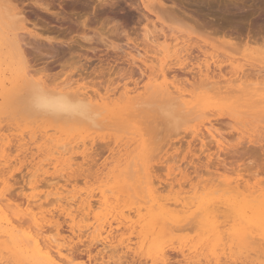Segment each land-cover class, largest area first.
<instances>
[{
	"label": "rangeland",
	"instance_id": "rangeland-1",
	"mask_svg": "<svg viewBox=\"0 0 264 264\" xmlns=\"http://www.w3.org/2000/svg\"><path fill=\"white\" fill-rule=\"evenodd\" d=\"M90 1L91 2L94 1L92 3L93 6L99 4L98 0H90ZM114 1L115 0H113V2ZM126 1L127 3L128 2L133 3L135 1L133 4L137 2L135 5L137 6L140 5L139 8H141V4L148 6V8H150V10L152 11L151 14L150 13L147 14L145 11H142V13L145 12L146 15H148V20L140 16L141 14L137 13V11L134 10L135 7L132 9L127 7L128 4L126 5L125 3ZM57 2L58 0L53 1V4L54 5L56 4V6H54L55 8L53 7V9H51L50 13L52 15L55 12L61 13L62 11L57 6L58 5ZM117 2H118L116 3L117 6L115 5L116 8L109 7L108 5L104 6L102 8L104 12H102L103 10H100L101 8L98 9L97 6L96 9L95 8L92 9L93 11L91 9H88L91 11H88L89 14L87 17L88 18L87 28L77 29L76 27H74V25L72 24L70 25L68 22H58V20L55 19V16L53 17L52 15H48L47 13L40 10L41 13L43 12L41 15L39 9L33 6L31 0L30 1L12 0V4L15 5L19 11L22 10L24 14L27 13L24 15L26 16V19L28 18L25 23L26 30L37 34V36L42 41L44 37H46L47 35L52 36L53 34V37H57L58 29L59 31L62 30L67 32L69 29L72 30L73 28H75L74 31L72 30V32L71 30L68 31L71 33L67 32L68 34L64 35V37L63 35H59V37L57 38V43H59L60 41H67L71 38L73 40H77L80 37L81 38L85 37V39L89 40V43L87 41L81 40V38L77 40V42H80L79 44H81L85 49L86 47L88 49L89 46L90 48L95 47L94 54L91 53L90 51H86L88 52L86 54L84 49L82 50L78 49L80 51H76V53L72 55L74 56L73 59H75V61L73 59L72 60L74 62H77V64H74V67L66 66L65 69H62L60 67L62 61L63 62L66 61L65 65L67 64L71 65L72 61L70 59L71 57L69 54L68 55L66 54L65 57L63 58L64 60L66 59L65 61L60 60L61 61L60 62L58 60L60 56L55 57L57 59L49 56V54L47 53L50 52L48 50L49 45H46L44 41L42 43L44 44L43 47L39 46V48L42 50L41 51L38 50V52L35 51V49L37 50V46L35 45L34 46L31 45L30 47L23 46L25 50L24 52H26L27 55L26 60L28 63L27 65L29 66L28 72H30L29 75L31 76V78L33 80L39 79V81L40 79L44 80L43 81L44 85L46 83L45 86L47 88L50 87L55 88V86L62 87L65 85L70 86L73 89L78 88L83 90V92L88 93V95L90 96V100L91 98L94 100V101L91 100V102H93L94 104L96 103L97 105H100L101 100H106V99H108L106 101L109 104H107L106 110L103 111V113L101 111L102 114L96 117L97 119L94 124L89 123L90 125L89 127L88 124H83V123L81 124V122H77V124L74 122L68 123L65 120L62 119L57 120L49 116L47 117L45 115H41L42 117L40 115H31L28 113L26 115L25 114L26 112L22 110L23 108L22 109L20 108V106L22 105L18 100L16 101H18L19 104L16 101H14L11 104L12 106L10 105L6 106L8 105L7 102H4L3 99L0 98V105L3 104L0 107V112L2 111V113H0V137L2 136L1 140L2 138L4 140L5 138H7L6 141L3 140L6 143L0 140L2 142V144L0 143V160H2L1 156L3 155L6 156L5 158L7 161V163L0 165L1 167L0 183H2L0 184V264H23V262L21 261L22 260L21 252L28 251L30 252L29 254H31L32 251H37V250H39L42 254L48 256V258L52 260L54 264H104V262L105 264H114V263L126 264L129 259L130 260L128 261L127 264H132V263L141 264L144 262V259L146 257L145 256L147 253L146 249L144 250L137 249L138 250L136 251L138 252L136 253L137 256L134 254L128 255L124 253L123 254L112 253L113 252L111 251L112 249H109L107 250L108 252L106 251V254L108 253L107 254L108 257L109 255L110 256L112 255L111 256L112 260L110 259L111 257L109 258L110 259L109 260L105 253L104 256L100 255L101 245L98 241V238H95L94 234L89 232L92 231L95 227H97L99 222L100 224L102 223L101 222L102 220L97 222L102 217L108 220L109 218H111L112 220L110 219L109 221L110 222L112 221V223L115 225L116 224L115 219L119 216H114V215L117 214L119 215L120 212L119 209L124 213V215L125 212H127V215L125 216H128L129 218L131 216L133 217L135 214L136 216H134V218L132 217L130 218L133 223H138L141 217L143 219L144 217L147 218L148 212L146 211L148 210V208L145 206L148 205L146 203L153 195L155 199L160 196L159 200L161 199V196L164 197V200L162 201L160 200L161 203L163 202L173 203L174 198L177 197L175 202L177 201L178 203H182L185 206L190 205L188 206L190 208L192 207L190 202L191 201L195 202V198L197 199L199 195H200V199L199 198L197 199V201L199 200V203L204 201V199H206L204 195L209 196L207 198H212L214 199V201L215 200L217 201V199H218L217 202L221 201L220 203L222 204L217 203V206L218 205L221 206L223 210H221L222 208L219 207L221 213L218 211L217 216H219L218 218H220V215L222 214L225 215L224 216L225 218L224 217L220 218L221 220L220 222L222 223L227 222L228 227L226 224H225L226 226L224 225L225 227L223 226V224L220 223L219 224L223 226V227L221 226L223 233L225 231L224 228L227 227L229 230L226 228L227 235L225 236L223 235L227 239L224 240L225 239L224 238L222 239L223 241L220 242V244L223 243L222 245L226 246V247L224 246V248L226 249L224 250L225 253L224 255L226 256L221 257L220 255L221 253L217 252L221 248L217 249L216 253H220L219 257L222 261L220 260V263L218 262L216 264H222L224 262L225 264H233V263L235 264V262L236 264L237 263L241 264L243 263L242 261L244 260L243 259L244 256L242 257L240 255V252H242V250L231 239L232 238L231 228L234 227L233 226L234 224H232L233 222H231L230 225L228 223V220L233 221L231 220L234 219L232 215H235L233 209L231 211L229 207H226V204L228 205V203L233 202L231 200L232 193L230 194L228 192L224 193L225 192L224 190L228 187V184L231 183L232 179L234 180L232 181V183L235 182L236 179V181L240 182L242 185H247L249 187L255 186L256 189L260 188V190L264 189V171L261 172V170H264V167L260 166V165H264V149H263L264 148V140H263L264 139V102L263 101L261 102V100L258 101L260 99L258 97L254 99L240 98L236 93L232 91H229L230 93L228 92V94L225 93V94L208 96L206 94L205 88L201 86L200 81L196 79L192 80L193 76L190 75L195 76L196 75L195 72L198 71V68H202L204 64H209V67L211 66L210 70L212 69L216 70V66L219 65V67L221 68V73L218 76L220 78H215V80L227 81L230 84L233 85L239 84L247 88L258 87V85L262 82L261 79L263 78L261 75H263L264 73V0H133V1L117 0ZM66 3H68V0H66ZM172 6H174V8ZM177 7L180 8L178 9ZM175 8H177L179 11H176L177 9ZM30 9L32 11H28ZM118 9L119 11H117ZM77 11L79 12L80 10ZM91 12H93L94 15ZM99 12L102 13L100 14ZM90 14H92L93 16ZM190 18L193 19L191 20ZM38 19H40L41 23L38 22L39 21ZM83 19L84 18H82L81 20ZM107 19L109 21H107ZM194 21L196 23H193ZM39 23L40 25H38ZM33 24H35L36 27H33ZM117 24L119 25L116 26ZM49 26L50 28H52L51 30ZM112 26L118 29H115L114 31V28ZM121 28L122 31L125 33L120 31ZM46 29L47 31L49 29V31L47 32ZM39 30H41V32ZM113 31L118 32L119 34L118 33L113 34ZM12 33L23 34L24 32L22 31L20 32L17 27H15L13 30L10 31L9 29L4 28V26L0 24L1 39L3 36L6 37L5 35L8 36V34H12ZM24 34L26 35V33ZM116 34L118 36H116ZM25 35L24 38L27 36ZM28 37L30 38V36H27L26 40L29 39ZM64 38L66 39L64 40ZM31 39L34 40V38L32 37L30 38V40ZM38 39L36 38L38 42H42L41 40ZM100 39H103L108 44H113L114 46L117 47L120 46L119 48H121L122 50L115 51L112 49L113 50L112 51L111 48L106 49L103 46V44L101 43L98 44L99 43L98 41ZM33 40L31 41L34 42ZM1 41H3V39ZM38 42L35 41L34 43H38ZM1 43L2 42H0V63H1L0 83L3 80L8 82V80H10L9 78H11V80L13 78H16L18 75H20V72L17 69L19 67H23L22 64L16 65V63H14L11 65V62L8 60V57H6V53L3 52L4 55L2 54L3 50L7 51V49H5L6 45L1 47L4 44V42L3 44ZM57 46L59 45H56L55 48H57ZM30 51L31 52L35 51L34 53L36 55H34L33 52L30 53ZM42 53L44 55H41ZM76 55L77 58H79L78 61H76L77 59L75 58ZM35 59L37 61H35ZM54 60L55 61L58 60V62L60 63H57ZM132 60H135V64H132L131 62ZM15 62L17 61L15 60ZM51 62H53V64ZM49 63L54 66L51 67ZM137 65L143 67L140 66L137 67ZM44 66H48V69L49 68H53V69H50V71L44 73L43 71H41V68H43ZM151 66L155 67L156 69L154 68L155 70L154 69L149 70L148 68ZM71 68H78V70H71ZM139 68L140 70L143 69L141 70L142 74L140 73L141 71H139ZM145 68L147 70H145ZM163 68H165L167 71L165 72L164 71L165 69L163 70ZM240 68H242L244 71ZM234 69L238 71L240 70V72L242 73H238L240 75L238 74L234 75L235 73ZM151 71H153L154 74ZM155 71L158 72L155 73ZM135 72L137 73L135 74ZM215 72L218 73L217 70ZM149 73H152L153 75ZM185 73H189L190 75L187 74L184 75ZM4 76L8 79L4 78ZM239 76L241 77V80L237 81L236 79ZM215 80L213 79V81ZM180 83L182 84L180 85ZM184 83L185 85L187 84L188 86L187 88L185 87ZM170 84L172 85L170 86ZM168 85L171 87L170 90L168 89L169 88ZM147 87L149 88L148 90ZM174 87L180 88V90L184 91L185 93L187 92L188 94L190 93L191 94L190 96L193 99L194 98L195 99L194 100L191 99L190 96H188L190 97L189 99L184 98L186 97L185 96L186 94L184 92H182L185 94L184 97L178 99L177 98L178 95L176 97L177 94L176 91L174 92L175 90ZM134 90H136V92L134 94H131V96L132 95L138 96L137 101L138 103L140 102L138 107H134V105L127 102L125 96L123 95L124 92L127 91L133 92ZM165 90H167V93ZM172 93H176V94L173 95ZM157 97L159 101H155ZM149 98L150 99L153 98V102L155 101L156 103H153L152 100H150ZM163 98L165 100L164 101L165 103L166 101L168 102L170 101V99L173 100L174 98L173 103L175 100L178 99L179 101L181 100L180 103L184 105V111H181L182 110L181 108L183 107L181 106L180 103L178 104V101L175 102V105L177 107L176 113L177 111L179 113L182 112L180 114L178 113L175 115V117L179 115L177 116L178 117L177 121H175L177 117L176 118L172 117V115L174 114V113L172 114V110H174L175 107L174 104L171 103V101L170 103L168 102L170 104L169 106H165L164 103H163L164 105L160 104V106L163 107L165 106L166 108L167 107L169 108L168 114H171V117L175 119L174 120L175 122H177L175 125L170 115H168L169 117L166 118L165 114L163 113L164 114L163 117V114L158 109V107L160 108V106L158 105L160 101L163 100ZM147 100L148 103L146 102ZM151 102L153 104H151ZM147 104L150 106H148ZM171 104L173 105V108ZM19 109L21 110V112ZM203 122L205 123V125L203 124ZM208 122L213 123L214 129L217 130V131H213L212 129V132L213 133L215 132L214 134L216 135L215 137L217 138V135H219L218 139H220L221 137L224 138V139L221 138L224 142L223 141L220 142L221 147L220 148L218 147L219 149L217 148V146H215L214 143L215 141H213L212 138L206 133V128L204 126H206L207 125L206 123ZM171 123L173 125H171ZM242 123L247 126L243 125ZM243 126L245 131H243L244 130L243 128H242L243 130H241V127ZM246 127L249 128L252 127L250 129V131L252 130V134L249 133L248 131L249 128L247 130ZM192 129L194 130L195 133L192 131ZM203 133L207 134L208 137L207 135L204 137L205 134ZM244 133L247 135L243 136L245 135ZM255 135L258 138L257 140L256 139L253 140V138L256 137ZM200 136H202V139L204 137L205 140L197 138ZM246 139L248 140L246 141ZM19 144H21V146ZM63 144L64 146L65 145L67 146L66 148L69 149L71 148V149L69 150L70 151L69 155L67 154L64 157L65 162L64 160H62L60 163L57 164L55 162V159H53L54 155H52V153L55 151L54 148L55 145L59 147L60 145L62 146ZM144 144H148L147 148L149 149H146L144 151L143 150ZM73 150H75L76 152L75 151L73 152ZM141 152H143V154ZM26 154L28 155V158ZM245 154L246 156H244ZM17 156H22V157H17ZM146 156H148V159H146ZM75 157L76 158L78 157L77 161ZM16 160L17 162L15 165ZM30 160H32V162ZM142 160H147V161H145L146 162L145 163L144 161L141 162ZM11 161L14 162L11 163ZM113 161H118L121 163L119 164L118 162H115L119 164L116 166V164ZM130 161L132 163H130ZM71 162L73 164L75 163L76 166H73ZM136 163L138 165H136ZM38 164L41 165L38 166ZM53 164L56 165V168H54ZM129 164L131 168V173L128 172L127 169L129 167ZM150 165L152 167H150ZM258 165H259L258 167L259 169L257 168ZM4 166L7 168H5ZM144 166L147 168L149 166L152 169V170L150 169L152 171V172L150 171L149 174L150 179L149 178L148 180L144 179V181L146 180L145 182L142 181L143 178L141 177V175H143L142 173ZM37 167L38 168L41 167L40 168L41 170H38L39 172L36 171L38 169ZM63 168L66 169L64 170ZM67 168H71V169L68 170ZM114 168L117 169L115 170ZM139 169H141L140 170L141 173L140 171L137 172V170ZM256 169L258 170L257 171L258 174L254 172L256 171ZM47 172L49 173L47 174ZM59 172L61 173L60 176L62 178H64L65 175L66 177L65 180L66 179H69L70 181L73 180L71 183L70 181L66 182L69 185L67 186L64 182L65 180L60 178L61 179L60 182L63 180L64 183L59 182L58 187L60 188L63 187L64 190L67 187L66 188L67 191L66 190H65L66 192L64 191L63 196L68 197L67 200L62 201L63 203L60 202L62 204V207L60 206V203L54 204V202H50L49 200V199L53 200L55 198L54 191H52L50 185H54V183L59 180L58 178L60 177ZM110 172L114 177H117V179L119 177L120 183L119 180L117 181L114 180L115 178L113 179L112 178L113 176L108 174ZM133 172L134 173L136 172L135 173L136 177L133 174ZM127 173L130 174L128 175ZM138 173H140L141 175ZM253 173H256V176ZM37 174L38 176L39 175L41 176L38 177ZM42 174L45 175V177L48 178V180L45 179V177L42 176ZM131 174L133 175L131 179L132 178L133 179L128 180L127 176H130ZM137 174L140 175L139 179L142 178L141 179L142 182L141 181L139 182L138 179L135 186L137 187L138 183H143L141 185L142 186L144 185V187L147 189L149 188V190L151 189L150 190L151 193L147 191V189L143 190L145 191V193H143L142 190L139 191L141 193L137 192L138 189L134 191L136 187L134 186L133 189V183L136 182L135 178L138 177ZM21 175L23 178L21 177ZM25 175L29 177L27 178L25 177ZM33 175L35 176V178ZM9 176L10 177L13 176L11 177L12 179H10L11 182L8 179L10 178ZM108 176L115 181V182L114 181L111 182L112 185L116 184V186L112 187L111 183H108V181L109 182L112 181L111 179H109ZM50 177L53 178V180ZM151 178L153 181L151 180ZM105 179H109V180H105ZM42 180H44V182ZM150 180L151 182H153V188L149 187V185H151V182H149ZM8 182L10 183L8 184ZM25 183L26 185H24ZM40 184L42 186H40ZM98 185L100 186L98 187ZM107 185L109 187H107ZM197 185L198 186L200 185L201 189H202L201 185H203V187H206L208 185L209 187H206L203 190L200 189L199 191L200 192L202 191V193H200L197 190L200 187H198ZM25 186L27 189H25ZM36 186L39 188L32 190L34 188H37ZM43 186L45 187L44 189L42 188ZM118 186H120V188ZM191 186H193L194 188L192 187L191 189ZM93 188L95 192L93 191L92 194L88 193V192H92ZM115 188L118 191H116ZM129 188H131L132 191L128 190ZM28 189L29 191H27ZM72 189L73 191H71ZM105 189L109 191L112 190L113 192L112 191L109 192L110 194L106 193ZM193 189L195 191H193ZM78 190L80 191L81 195L78 192ZM96 190H97V194L99 192L98 194L99 196H101L100 195L101 193L104 196L105 193V196L108 198V200L110 198L117 200L116 202L118 203V205L115 204L116 202H114L113 199H110V201L113 200L114 202L111 203L105 197L106 201L110 202V203L107 202L108 204L105 207L104 203L102 205H99L98 203L99 198L97 199L91 198V202H92L91 209L90 211H85L83 208L84 206L82 207L79 203L81 198L84 199L87 193L89 196L97 195ZM114 190L118 193L121 191L122 192L120 194L117 193V195L116 194L113 195V193H116L114 192ZM152 190L158 191L154 193H160V195L159 194L155 195L154 193H152L153 192ZM178 190L180 191L179 194L175 192ZM129 191L132 193L134 197H136L137 199L136 203L134 202L135 199L130 197L131 193L129 194L128 193ZM197 191L200 193L199 195L197 194ZM174 192L175 194L177 193L178 195L176 194V196H174ZM37 193L39 194V196L37 197L40 198V200L38 201H37L38 198L36 197ZM125 193H128V195ZM136 193H138V196ZM146 193H148L147 201L146 198L145 199L142 198L146 196ZM42 194L44 199L43 198L41 199L40 197ZM124 194L126 195L127 199L130 198L128 201ZM140 194L142 195L145 194V196L144 195L142 196ZM183 194L185 195L184 197L187 196V199L185 200H188V195H190L189 199L192 197V195L194 196V198H192L190 201H186L189 202V204L187 203L186 205V203H184L185 200H183ZM121 195L124 197V199L121 198ZM29 196L30 198L31 196L34 197L31 198V200L33 199L32 201L30 200V198L28 199ZM75 196H77L76 197L77 199L78 198L80 199L77 200L75 198L76 200L74 199V201H71L73 203L75 202L74 204L71 203L70 205H66L67 202L70 203L69 202L70 198ZM99 196H95V197H99ZM108 196L109 197L112 196V197L109 198ZM178 196L182 198L180 199V201L182 200V202L178 201L179 200ZM222 196L224 201L222 200ZM153 197L151 199H154ZM168 197H173V199L172 198H171L172 200L170 198L168 199ZM118 199L119 200L123 199V201L125 202L127 201L128 204L124 205L125 203L122 204V201H119ZM242 199L243 198H241V200ZM35 200L36 202H34ZM96 200L98 201L95 202ZM138 200L142 201V203L139 202ZM159 200L156 199V201ZM237 201H238L237 203H240L239 205H241L240 198L237 199ZM143 202H145V204ZM197 204H194L195 206L193 205L191 212L192 210L196 211L195 208ZM110 205H112V207L114 208V209L113 208L110 209L112 211L108 210L109 209L108 207H111ZM136 205H139L138 208L136 207ZM114 206L116 208L117 207L119 208H117L116 210ZM144 207L145 209L147 208L146 211ZM224 207L226 208L224 209ZM131 208L132 210L134 209L133 210L135 212L134 214L132 210H130ZM135 208L136 209L140 208L139 214L136 213ZM101 209L102 210L106 209V210L101 212ZM141 209L144 211H142ZM228 209L230 211H228ZM108 211L112 213H109ZM115 211H117V213ZM222 211H224V213ZM128 212H130V214L133 215H129ZM106 214L107 217L109 215L110 216L107 218ZM99 215L101 216L100 218ZM237 219L238 218H236L235 220L237 221ZM134 220H136L137 222H135ZM190 223L188 222V224ZM193 225L196 224L194 223ZM182 226L183 225L180 224V227ZM190 226L191 225H187L186 228H189ZM156 230L158 235L159 229L156 228ZM191 230L192 232L194 231L196 233L194 232L190 233ZM191 230L190 228L189 231L188 229L187 230L185 229L181 234V232H179L176 229V231L178 232L173 230V231H169V233L166 234V236H169L170 234V237L175 236L173 238L171 237L172 239L170 237H166V236L164 237L165 239L163 241L166 242L165 245L168 254L170 253V255L172 256L171 253H173L174 251L173 255L176 256L177 254L176 252L178 251L179 247L185 246L187 244L188 247L186 248L190 247L191 251H196L198 253L197 246L201 244L203 240L202 243L204 244L199 245L200 248H202V249L199 248L201 252L199 251L198 259L202 260V261L200 260L199 263L200 264H206L207 262L214 263L213 257L212 258L210 257L213 260H211L210 258H209L210 260H208L207 255H204V257L207 256V258L203 257L202 259L201 257L205 253L211 256L209 251L212 248L211 245L214 243L204 242L205 236L199 237L202 235V233L201 231H198L200 230L198 227H195ZM126 231L127 229L122 227V231L120 233H122V236H124L123 238H130L135 242L136 241L135 235L129 234L130 231H127L128 233ZM197 231L201 235L200 234L198 235ZM172 233H176V234H172ZM196 235L198 238H195ZM132 237H134V239ZM169 238L171 240H169ZM180 239L182 240L180 241ZM190 239H192V241ZM227 241H230L232 243L233 248L236 249L235 251L236 253H234L236 255L232 253V251L234 250L232 249L231 243L230 242L227 243ZM185 242H187V244ZM260 242H262L263 244L264 241H260ZM177 244L178 246H176ZM35 246L37 249L33 248ZM205 246L211 247V248L209 247V251L207 250L208 248H206ZM204 247L206 249H204ZM252 248H254L255 250H258L257 248L259 249L261 248L259 251L261 252L264 251V245L263 246L260 245V247L256 245H252ZM227 249L230 250L227 251ZM205 250H207L208 252ZM139 251L142 252V254L139 253ZM229 252H231L234 255V257ZM29 254L25 255L27 256L28 260L29 258H31ZM227 254L229 255L227 256ZM105 255L107 259H105L104 261V258H106ZM261 255H259V258L262 257L263 259V254ZM101 256L103 260L100 258ZM113 256L114 257L116 256V259L120 257L119 259L120 262H118L119 260L117 259L118 260L117 261ZM171 256L169 258L173 261L169 259L168 261L169 264H184L182 263L180 256L177 255V257L175 258L174 256H172L171 258ZM130 257L133 259L134 262L131 261L132 259ZM226 257L229 262L231 261L232 262L229 263ZM134 258L135 260L138 261H135ZM260 259H259L260 264H264V260H260ZM177 260L180 261V263ZM101 261L103 263H101ZM247 262L248 261L245 260L243 264H248ZM254 262L257 261H253L251 264H257ZM194 263L196 264L197 261Z\"/></svg>",
	"mask_w": 264,
	"mask_h": 264
},
{
	"label": "bare ground",
	"instance_id": "bare-ground-1",
	"mask_svg": "<svg viewBox=\"0 0 264 264\" xmlns=\"http://www.w3.org/2000/svg\"><path fill=\"white\" fill-rule=\"evenodd\" d=\"M30 1V0H29ZM53 1H56V0H53ZM53 1L52 0H31V2L33 3V6L34 7H36L37 9H39V12H40V10L41 11H43V12H45V13H47L48 15H52L50 12H51V9H53V7L54 6H56V4L54 5L53 4ZM70 0H68V3H66V0H58V7L62 10H60L61 11V13L59 12V13H53V17L55 16V19H57L58 20V22H68L70 25L72 24V25H74V27H76L77 29H85V28H87V20H88V14H89V12L88 11H91L93 8H97L98 7V9L99 8H101L100 10H103L102 8L104 7V6H109V7H115V5H116V3H118L117 2V0H115L114 2H113V0H98L99 2V4L98 5H96V6H93L92 5V3L94 2H91L90 0H71L70 2H69ZM133 1V0H132ZM124 2V1H123ZM135 2V1H134ZM133 2V3H134ZM126 3V5H127V7H129V8H134V10L135 11H137V13H140L141 15L140 16H142L143 18H145L146 20H148V15H146V13L147 14H151V10H150V8H148V6H145L144 4H141V8H139V6H137V5H135V4H133L132 2L130 3V2H128L127 3V1L125 2ZM125 3H123V4H125ZM143 3V2H142ZM29 4V3H28ZM175 4V3H174ZM120 5H122V4H120ZM125 5V6H126ZM161 5H163V4H161ZM3 6V7H2ZM29 6H31V5H29ZM117 6V5H116ZM178 6V5H177ZM121 7H123V6H121ZM164 7V6H163ZM162 7V8H163ZM173 8H174V6H172ZM31 8V7H30ZM55 8V7H54ZM67 8V9H66ZM116 8V7H115ZM118 8V7H117ZM178 8V7H177ZM177 8H175V9H177ZM180 8V7H179ZM178 8V9H179ZM0 9H2V10H0V24L2 25V26H4V28H6V29H9L10 31L11 30H13L15 27H17L18 28V30L21 32H24V33H26V35L27 36H30V38L32 37V38H34V40L33 39H31V40H33L34 42L36 41V42H38L37 40H36V38L38 39L39 37L37 36V34H35L34 32H31V31H27L26 30V28H25V23H26V20L28 19H26V16H24L25 14H27V13H25L24 14V12L21 10V11H19L17 8H16V6L15 5H13L12 4V0H0ZM36 9V10H37ZM88 9H91V10H88ZM120 9V8H119ZM119 9L117 10V11H119ZM122 9V8H121ZM172 9V8H171ZM176 10V11H179V10ZM58 10V9H57ZM77 10H80L79 12L77 11ZM108 10V9H107ZM28 11H32L31 9L30 10H28ZM35 11V10H34ZM33 11V12H34ZM54 11V10H53ZM56 11V10H55ZM93 11V10H92ZM95 11V10H94ZM116 11V10H115ZM122 11V10H121ZM120 11V12H121ZM124 11V10H123ZM142 11H145V12H143L142 13ZM175 11V10H174ZM42 12V13H43ZM102 12H104V10L102 11ZM101 12V13H102ZM107 12V11H106ZM113 12V11H112ZM134 12V11H133ZM30 13H32V12H30ZM41 13V12H40ZM42 13H41V15H42ZM93 15H94V13L93 12H91ZM100 13V12H99ZM100 13V14H101ZM122 13V12H121ZM92 14H90V15H92ZM117 14V13H116ZM165 14V13H164ZM173 14H174V12H173ZM182 14H183V12H182ZM30 15V14H29ZM32 15V14H31ZM85 15H87V16H85ZM90 15H89V17H90ZM92 15V16H93ZM96 15V14H95ZM114 15V14H113ZM118 15V14H117ZM167 15H168V13H167ZM186 15V14H185ZM36 16H38V15H36ZM51 16V17H52ZM111 16V15H110ZM137 16V15H136ZM183 16V15H182ZM29 17V16H28ZM52 17V18H53ZM99 17V16H98ZM98 17H97V19H98ZM113 17H116V16H113ZM123 17V16H122ZM121 17V18H122ZM138 17V16H137ZM141 17V18H142ZM82 18H84L83 20H81ZM110 18V17H109ZM95 19V18H94ZM115 19V18H114ZM139 19V18H138ZM191 19V18H190ZM193 19V18H192ZM191 19V20H192ZM30 20H32V19H30ZM34 20V19H33ZM39 20V21H38ZM37 21L38 22H40V19H38ZM48 20V19H47ZM91 20V19H90ZM118 20V19H117ZM137 20V19H136ZM141 20V19H140ZM36 21V20H35ZM43 21V20H42ZM49 21V20H48ZM47 21V22H48ZM107 21H109L108 19H107ZM28 22H29V20H28ZM54 22V21H53ZM88 22H90V21H88ZM92 22V21H91ZM94 22H95V20H94ZM98 22V21H97ZM114 22V21H113ZM120 22V21H119ZM139 22V21H138ZM41 23V22H40ZM40 23L38 24V25H40ZM56 23V22H55ZM93 23V22H92ZM110 23H112V22H110ZM115 23H117V22H115ZM193 23H196L195 21L193 22ZM29 24V23H28ZM57 24V23H56ZM61 24V23H60ZM66 24V23H65ZM91 24V23H90ZM45 25V24H44ZM49 25V24H48ZM119 24H117L116 26H118ZM123 25V24H122ZM27 26V25H26ZM58 26V25H57ZM32 27V26H31ZM33 27H36V25L35 24H33ZM43 27V26H42ZM41 27V28H42ZM59 27V26H58ZM113 27V26H112ZM121 27V26H120ZM49 28H50V26H49ZM114 28V27H113ZM35 29V28H34ZM39 29V28H38ZM52 28H50V30H51ZM58 29V28H57ZM62 29V28H61ZM66 29H68V28H66ZM74 29L75 28H73L72 30L74 31ZM76 29V30H77ZM115 29H118V28H114V31H115ZM124 29V28H123ZM32 30V29H31ZM36 30H37V28H36ZM71 29H69L68 31H70ZM72 30H71V32H72ZM34 31V30H33ZM40 32H41V30H39ZM46 31H47V29H46ZM48 31H49V29H48ZM47 31V32H48ZM54 31H57V30H54ZM58 31H59V29H58ZM57 31V37H53V34H52V36H46V37H44V39H43V41H44V43L46 44V45H49V49L48 48H46V49H48L50 52H47L48 54H49V56L50 57H58V56H60L59 58H58V60L60 61H62V60H64L63 58L65 57V55L67 54H69L70 55V59H71V65H69V64H67V65H65L66 64V59L64 60L65 62H63L62 61V64H60V67L62 68V69H65L66 68V66H73L74 67V64H77V62H74L75 61V59H73L74 58V56H72L73 54H75L76 53V51H80V50H78V49H84L85 50V52L86 51H90L91 53H95V47L94 48H90V46L88 47V49H87V47H86V49L81 45V44H79L80 42H77V40H79V39H77V40H73L72 38L71 39H69V40H67V41H60L59 43H57V38L59 37V35H63V37H64V35H66V34H68V33H71V32H66V31H59L58 32ZM79 31V30H78ZM113 31V34H115V33H118V32H114ZM117 31V30H116ZM120 31H122V28H121V30ZM46 32V33H47ZM65 32V33H64ZM123 32V31H122ZM121 32V33H122ZM215 32V31H214ZM20 34V33H12V34H8V36L7 35H5L6 37H2V39H3V41H1L0 40V42H2L1 44H3V42H4V44L1 46V47H3V46H5L6 48L5 49H7V51H5V50H3L2 51V54L4 55V53L3 52H5L6 53V57H8V60L11 62V65L12 64H14V63H16V65H20V64H22L23 65V67H19L17 70L20 72V75H18L16 78H13L12 80H11V78H9L10 80H8V82H6V81H1V83H0V98H2L3 99V101L4 102H7V104L8 105H6V106H12L11 104H12V102H14V101H16V100H18L20 103H21V105L22 106H20V108L23 110V111H25L26 113V115H27V113L28 114H31V115H45V116H49V117H51V118H54V119H57V120H65V121H67L68 123L70 122V123H72V122H74V123H76L77 124V122H81V124L83 123V124H88L89 125V123H92V124H94L95 123V121H96V117H98L99 115H101L102 113H103V111H105L106 110V108H107V104H109V103H107V101L106 100H108V99H106V100H101V104L100 105H97L96 103V105L93 103V102H91V100H93L92 98H91V100H90V96L88 95V93H86V92H83V90H81V89H73V88H71L70 86H67V85H65V86H62V87H57V86H55V88H47L45 85H46V83H45V85H44V80H41L40 79V81H39V79L38 80H33L32 78H31V76L29 75L30 74V72H28V68H29V66L27 65L28 63H27V60H26V57H27V55H26V52H24L25 50H24V48H23V46H31V45H35V46H37V50L35 49V51L36 52H38V50H42V49H40L39 48V46L40 47H43V45L44 44H42L43 43V41L39 38L38 40H41L42 42H38V43H34V42H32L31 40H30V38L28 39V40H26V35L25 34ZM121 33H120V35H121ZM123 33H125V32H123ZM129 33V32H128ZM41 34V33H40ZM48 34V33H47ZM55 34V33H54ZM119 34V33H118ZM145 34V33H144ZM24 35L26 36L25 38H24ZM45 35V34H44ZM70 35V34H69ZM55 36V35H54ZM68 36V35H67ZM116 36H118L117 34H116ZM145 36V35H144ZM74 38V37H73ZM83 38V37H82ZM81 38V40H83V41H87L88 43H89V40H87V39H85V37L82 39ZM66 38H64V40H65ZM63 40V39H62ZM91 41V40H90ZM99 43L98 44H103V46L106 48V49H110L111 48V50L113 49V50H122L121 48H119L120 46H114L113 44H108L106 41H104L103 39H100L99 41H98ZM152 42V41H151ZM23 44V45H22ZM37 44V45H36ZM59 45V46H57V48H55V46L56 45ZM45 45V46H46ZM55 45V46H54ZM32 48V47H31ZM66 50H65V49ZM165 48V47H164ZM2 49V48H1ZM112 50V51H113ZM168 50V49H167ZM34 51V52H35ZM105 51V50H104ZM176 51V50H175ZM33 52V51H32ZM31 51H30V53H32ZM33 52V53H34ZM84 52V53H85ZM119 52V51H118ZM79 53H81V52H79ZM83 53V52H82ZM88 52H86V54H87ZM176 53V52H175ZM27 54H29V53H27ZM39 54V53H38ZM48 54H47V56H48ZM34 55H36L35 53H34ZM41 55H44L43 53L41 54ZM80 55V54H79ZM82 55V54H81ZM106 55V54H105ZM40 56V55H39ZM38 56V57H39ZM93 56V55H92ZM31 57V56H30ZM50 57H48V58H50ZM82 57V56H81ZM109 57V56H108ZM41 58V57H40ZM53 58V59H54ZM75 58H77V55H76V57ZM117 58V57H116ZM55 59H57V58H55ZM74 61H73V60ZM78 59L79 58H77L76 59V61H78ZM133 59V58H132ZM15 60L18 62V64H17V62H15ZM33 60H34V58H33ZM39 60H41V59H39ZM58 60L57 61H55V62H57V63H60V62H58ZM111 60V59H110ZM35 61H37L36 59H35ZM53 61V60H52ZM102 61V60H101ZM34 62V61H33ZM49 62V61H48ZM132 62V64H135V60H132L131 61ZM36 63V62H35ZM52 64H53V62H51ZM109 63V62H108ZM157 63H158V61H157ZM1 64V63H0ZM50 64V63H49ZM48 64V65H49ZM52 64H50L51 65V67L52 66H54V65H52ZM181 65V64H180ZM84 66V65H83ZM123 66H124V64H123ZM130 66V65H129ZM133 66V65H132ZM140 65H137V67H139ZM146 66V65H145ZM140 67H143V66H140ZM31 68V67H30ZM101 68V67H100ZM114 68V67H113ZM136 68V67H135ZM147 68V67H146ZM145 68V70H147ZM155 67H153V66H151V67H149L148 69L149 70H152V69H154ZM210 68H211V66L209 67V64H204V66L202 67V68H198V71H196L195 73H196V75L194 76V75H190L189 73H185L184 75H190V76H193L191 79L192 80H194V79H196V80H198V81H200V83H201V86H203L204 88H205V90H206V94L208 95V96H213V95H217V94H225V93H227L228 94V92L229 91H232V92H234V93H236L240 98H243V99H246V98H249V99H254V98H256V97H258V98H260L258 101H260L261 100V102L263 101L264 102V73H263V75H261L262 77V82L258 85V87H255V88H247V87H245V86H242V85H239V84H237V85H233V84H230L229 82H227V81H220V80H215V78H220L218 75H220V73H221V68L219 67V65L218 66H216V70L218 71V73H216L215 71V69H212V70H210ZM50 69H53V68H49L48 69V66H44L43 68H41V71H43L44 73H47L48 71H50ZM107 69H108V67H107ZM121 69H122V67H121ZM131 69V68H130ZM156 69V68H155ZM154 69V70H155ZM165 68H163V70H164ZM169 69V68H168ZM181 69V68H180ZM237 69H239V68H237ZM240 69H242V68H240ZM71 70H78V68H71ZM101 70V69H100ZM120 70V69H119ZM125 70V69H124ZM123 70V71H124ZM128 70V69H127ZM141 70H143V69H141ZM140 70V68H139V71H141ZM235 70V69H234ZM243 70V69H242ZM241 70V71H242ZM10 71V70H9ZM86 71V70H85ZM109 71V70H108ZM132 71V70H131ZM136 71V70H135ZM165 72L167 71L166 69L164 70ZM244 71V70H243ZM14 72H15V70H14ZM153 74H154V72L153 71H151ZM156 72H158V71H155V73ZM164 72V73H165ZM259 72H261V71H259ZM76 73V72H75ZM81 73V72H80ZM121 73H122V70H121ZM137 72H135V74H136ZM141 74H142V71L140 72ZM152 73H149V74H152ZM194 73V74H195ZM238 73H242V72H240V70L238 71V70H235V73H234V75H236V74H238ZM83 74V73H82ZM107 74V73H106ZM123 74H124V72H123ZM128 74V73H127ZM126 74V75H127ZM131 74V73H130ZM133 74V73H132ZM134 74V75H135ZM147 74V73H146ZM152 74V75H153ZM183 74V73H182ZM244 74H245V72H244ZM244 74H241V75H244ZM4 75V74H3ZM16 75V74H15ZM81 75V74H80ZM125 75V76H126ZM238 75H240V74H238ZM99 76V75H98ZM142 76V75H141ZM143 77V76H142ZM4 78H6L5 76H4ZM132 78V77H131ZM2 79V78H1ZM6 79H8V78H6ZM213 79L215 80V81H213ZM81 80V79H80ZM195 80V81H196ZM237 81H240L241 80V77L239 76L237 79H236ZM43 83H42V82ZM173 84V83H172ZM172 84H170V86L172 85ZM182 83H180V85H181ZM179 85V84H178ZM184 85H185V83H184ZM183 85V86H184ZM193 85V84H192ZM72 86V85H71ZM169 85H168V89L170 90V87ZM68 87V88H67ZM185 87L187 88L188 86H187V84L185 85ZM181 88H182V86H181ZM184 88V87H183ZM149 88L147 87V90H148ZM173 89V88H172ZM174 92L176 91V93H172L173 95H175L176 94V97H177V95H178V99L179 98H181V97H184V95L186 96V97H184V98H187V99H189L191 96V94L189 93L188 94V92L187 93H185L184 91H182V90H180V88H176V87H174ZM166 91V93H167V90H165ZM136 92V90H134L133 92H131V91H127V92H124V96H125V98H126V101L127 102H129L130 104H132V105H134V107H138V105L140 104V102L138 103V99H137V97L138 96H131V94H134ZM162 92V91H161ZM173 92V91H172ZM182 92H184V93H182ZM230 93V92H229ZM188 94V95H187ZM122 95V96H123ZM122 96H121V98H122ZM164 96V95H163ZM188 96H190V97H188ZM151 98V97H150ZM149 98V99H150ZM174 98H175V96H174ZM174 98H173V100H174ZM155 99V98H154ZM175 100L174 101V103H173V100H171L170 99V101H171V103H173L174 104V110H172V117L173 118H176L177 116H179V115H177L176 117H175V115L176 114H178L179 112L177 111V113H176V110H177V107H176V105H175V102L176 101H178V104L181 102V100L179 101V100ZM191 99H193L192 97H191ZM195 99V98H194ZM193 99V100H194ZM140 100V99H139ZM150 100H152V102H153V98L152 99H150ZM167 100V99H166ZM18 101H16L17 103H18ZM94 101V100H93ZM141 101V100H140ZM155 101H159L158 100V97H157V99L155 100ZM153 102V103H156V102ZM161 101H163V102H161ZM160 101V103H159V105L158 106H160V104H162V105H164L165 104V106H169L170 104V101H166V103L164 102L165 100H164V98H163V100H161ZM109 102V101H108ZM147 103H148V100L146 101ZM151 102V104H153ZM202 102V101H201ZM164 103V104H163ZM14 104V103H13ZM16 104V103H15ZM19 104V103H18ZM150 104V103H149ZM168 104V105H167ZM181 104V106L183 107V108H181L182 110L181 111H184V105H182V103H180ZM1 105H3V104H1ZM1 105H0V107H1ZM148 105V104H147ZM156 105V104H155ZM172 105V104H171ZM148 106H150V105H148ZM164 106V107H165ZM180 106V105H179ZM188 106V105H187ZM163 106H160V108H162V109H160L159 107H158V109L160 110V112L163 114H165V117L166 118H168L169 116L168 115H170V117H171V114H168V107L166 108H164ZM193 107H194V105H193ZM172 108H173V105H172ZM18 109V108H17ZM157 109V108H156ZM20 110V109H19ZM190 110H191V108H190ZM16 111V110H15ZM101 111H102V113H101ZM175 111V112H174ZM179 111H180V109H179ZM187 111H189V110H187ZM7 112V111H6ZM20 112H21V110H20ZM107 112V111H106ZM0 113H2V111L0 112ZM159 113V112H158ZM180 113H182V112H180ZM179 113V114H180ZM164 114H163V117H164ZM42 117V116H41ZM171 117V119H173ZM165 119V118H164ZM177 119H178V117L176 118V120L175 119H173V123H174V125L177 123V122H175V121H177ZM166 120H168V119H166ZM175 120V121H174ZM172 122V121H171ZM240 123V122H239ZM79 124V123H78ZM203 124L205 125V123L203 122ZM202 124V125H203ZM207 125L206 126H204L205 128H206V133L212 138V140L213 141H215L214 143H215V146H217V148L219 147H221V141H223L222 139H224V138H220V139H218V136L219 135H217V138L215 137L216 135H214L215 134V132L213 133L212 132V129H213V131H217V130H215L214 129V125H213V123H211V122H208V123H206ZM243 124V123H242ZM171 125H173L172 123H171ZM199 125V124H198ZM241 125V124H240ZM243 125H245V124H243ZM200 126V125H199ZM245 126H247V125H245ZM89 127H90V125H89ZM194 127V126H193ZM203 127V126H202ZM198 128V127H197ZM244 129V126L243 127H241V130H243ZM247 128V130H248V128L249 127H246ZM252 128V127H251ZM251 128H249V133L250 134H252V130L250 131V129ZM258 128V127H257ZM196 129V128H195ZM239 130V129H238ZM192 131L194 132V130L192 129ZM196 131V130H195ZM243 131H245V129L243 130ZM247 132V131H246ZM195 133V132H194ZM254 133H256V132H254ZM253 133V134H254ZM197 134V133H196ZM203 134H205V133H203ZM207 134H205L204 135V137L207 135ZM242 134H243V132H242ZM245 134V133H244ZM190 135H192V134H190ZM208 135H207V137H208ZM247 134H245V135H243V136H246ZM195 136H197V135H195ZM240 136V135H239ZM256 136V135H255ZM2 137V136H1ZM1 137H0V140H1ZM204 137H203V139H204ZM209 137V138H210ZM252 137V136H251ZM197 138H200V139H202V136H200V137H197ZM210 138V139H211ZM241 138V137H240ZM244 138V137H243ZM6 139L7 138H5V140L2 138V140L1 141H6ZM202 139V140H203ZM207 139V138H206ZM254 139H258L257 138V136L256 137H254L253 138V140ZM261 139V138H260ZM205 140V139H204ZM248 139H246V141H247ZM255 140V141H256ZM264 140V139H263ZM0 141V143L2 144V142ZM3 141V142H4ZM12 141V140H11ZM14 141V140H13ZM50 141V140H49ZM48 141V142H49ZM259 141V140H258ZM199 142V141H198ZM224 142V141H223ZM223 142H222V144H223ZM4 143H6V142H4ZM73 143V142H72ZM247 143V142H246ZM251 143H254V142H251ZM217 144V145H216ZM3 145H5V144H3ZM20 146H21V144H19ZM24 145V144H23ZM69 145H71V144H69ZM61 146V145H60ZM58 147V146H56L55 145V151L52 153V155H54V158L53 159H55V162L58 164V163H60L62 160H64V157L68 154L69 155V150L71 149H69V148H66L67 146L65 145L64 146V144L61 146V147ZM147 146H148V144H144L143 145V147H144V151L146 150V149H149V148H147ZM203 146V145H202ZM223 146V145H222ZM1 147H2V145H1ZM10 147V146H9ZM8 147V148H9ZM141 147H142V145H141ZM262 147V146H261ZM5 148H7V147H5ZM73 148H74V146H73ZM72 148V149H73ZM218 148V149H219ZM78 149V148H77ZM76 149V150H77ZM223 149V148H222ZM264 149V148H263ZM17 150V149H16ZM75 150H73V152H74ZM76 152V151H75ZM253 152V151H252ZM19 153V152H18ZM21 153V152H20ZM24 153V152H23ZM142 154H143V152H141ZM7 155H8V153H7ZM27 155V154H26ZM40 155H42V154H40ZM45 155H47V154H45ZM83 155V154H82ZM81 155V156H82ZM249 155V154H248ZM15 156V155H14ZM32 156H34V155H32ZM72 156V155H71ZM73 156H75V155H73ZM138 156V155H137ZM145 156V155H144ZM244 156H246V154L244 155ZM6 156H1V158H2V160H0V165L1 164H4V163H7V161H6V158H5ZM8 157H9V155H8ZM17 157H22V156H17ZM25 157V156H24ZM38 157V156H37ZM51 157V156H50ZM53 157V156H52ZM86 157H88V156H86ZM120 157V156H119ZM118 157V158H119ZM252 157V156H251ZM15 158V157H14ZM27 158H28V155H27ZM47 158V157H46ZM68 158H69V156H68ZM76 158V157H75ZM78 158V157H77ZM77 158H76V161H77ZM83 158V157H82ZM143 158V157H142ZM248 158H250V157H248ZM17 159V158H16ZM73 159H74V157H73ZM145 159V158H144ZM146 159H148V156H146ZM27 160V159H26ZM43 160V159H42ZM46 160V159H45ZM48 160V159H47ZM118 160V159H117ZM9 161V160H8ZM31 162H32V160H30ZM49 161V160H48ZM54 161V160H53ZM70 161H71V159H70ZM74 161V160H73ZM72 161V162H73ZM81 161V160H80ZM119 161H121V160H119ZM135 161V160H134ZM145 162V161H147V160H142L141 162ZM1 162H3V163H1ZM14 162V161H13ZM12 161H11V163H13ZM16 162H17V160L15 161V165H16ZM41 162V161H40ZM50 162H52V161H50ZM54 162V163H55ZM64 162H65V160H64ZM71 162V163H72ZM114 163L115 162H118V161H113ZM112 162V163H113ZM10 163V164H11ZM42 163H44V162H42ZM41 163V164H42ZM87 163V162H86ZM92 163V162H91ZM119 164L121 163V162H118ZM130 163H132L131 161H130ZM146 163V162H145ZM149 163H150V161H149ZM26 164V163H25ZM41 164H38V166H40ZM67 164V163H66ZM73 164V163H72ZM89 164V163H88ZM116 164V166L117 165H119V164H117V163H115ZM12 165V164H11ZM18 165V164H17ZM54 165V164H53ZM60 165V164H59ZM111 165V164H110ZM136 165H138L137 163H136ZM8 166H10V165H8ZM33 166V165H32ZM45 166H46V164H45ZM49 166V165H48ZM65 166V165H64ZM70 166H71V164H70ZM73 166H76V164L74 163L73 164ZM115 166V167H116ZM140 166V165H139ZM260 166H263L264 167V165H260ZM5 167V166H4ZM63 167V166H62ZM141 167V166H140ZM145 167V166H144ZM143 167V175H141L140 173H141V169H139V170H137V172L138 171H140V173H138V174H140L141 175V177L143 178V180L142 181H144V179H146V180H148V178H149V174H150V171L152 170L150 167H152L151 165H150V167L148 166V168L147 167H145L144 168ZM259 167V165L257 166V168ZM5 168H7V167H5ZM4 168V169H5ZM23 168H24V166H23ZM27 168V167H26ZM38 168V167H37ZM41 167H39L36 171H38V170H41L40 169ZM45 168V167H44ZM43 168V169H44ZM54 168H56V165H54ZM59 168V167H58ZM0 169H1V167H0ZM52 169V168H51ZM64 169V168H63ZM66 169V168H65ZM64 169V170H65ZM68 170L69 169H71V168H67ZM80 169V168H79ZM115 169V168H114ZM117 169V168H116ZM115 169V170H116ZM128 169V172H130L131 173V168H130V164H129V167L127 168ZM138 169V168H137ZM151 169V170H150ZM259 169V168H258ZM263 169V168H262ZM7 170V169H6ZM9 170V169H8ZM22 170H24V169H22ZM53 170V169H52ZM77 170H78V168H77ZM86 170V169H85ZM112 170V169H111ZM110 170V171H111ZM130 170V171H129ZM5 171V170H4ZM35 171V172H36ZM72 171V170H71ZM114 171V170H113ZM119 171H120V169H119ZM122 171V170H121ZM258 170L256 169V171H254V172H256L257 174H258V172H257ZM260 171V170H259ZM262 171H264V170H261V172ZM39 172V171H38ZM62 172V171H61ZM112 172V171H111ZM108 173L109 175H112V173ZM118 172V171H117ZM116 172V173H117ZM152 172V171H151ZM261 172H259V173H261ZM3 173H5V172H3ZM19 173H22V172H19ZM49 172H47V174H48ZM54 173H55V171H54ZM60 173V172H59ZM123 173V172H122ZM129 173V174H130ZM136 173V172H135ZM134 172H133V174L135 175V177H136V174H135ZM256 173H253V174H255V176H256ZM1 174V173H0ZM12 174V173H11ZM25 174V173H24ZM35 174V173H34ZM57 174H58V172H57ZM114 174V173H113ZM128 174V173H127ZM128 174V175H129ZM137 174V175H138ZM14 175V174H13ZM54 175V174H53ZM61 175V173L59 174V176ZM64 175V174H63ZM70 175V174H69ZM132 175V174H131ZM127 176L128 177V180L129 179H131V177H133V175L132 176ZM140 175H138V177L137 178H135V183H133V189H134V186L136 185V183H137V181H138V179H139V176ZM151 175H153V174H151ZM24 176V175H23ZM34 176V175H33ZM37 176H38V174H37ZM39 176H41V175H39ZM38 176V177H39ZM42 176H44L45 177V175H43L42 174ZM113 176V175H112ZM144 176V177H143ZM258 176V175H257ZM10 177V176H9ZM11 177H13V176H11ZM8 178L9 180L10 179H12V178ZM21 177H22V175H21ZM25 177H29V176H26L25 175ZM53 177H55V176H53ZM101 177V176H100ZM107 177V176H106ZM109 177V176H108ZM151 177H153V176H151ZM23 178V177H22ZM31 178V177H30ZM34 178H35V176H34ZM51 178V177H50ZM55 178H57V177H55ZM54 178V179H55ZM59 178V180L58 181H56L55 183H54V185H50V188L52 189V191H54V196H55V198L52 200V199H49L50 200V202H54V204H59L60 202H62L63 200H67V198L68 197H65V196H63L64 195V191L66 190L67 191V187L65 188V190H64V188L63 187H58V185H59V182H60V180L61 179H64L65 180V175H64V178H62L61 176L60 177H58ZM61 178V179H60ZM68 178V177H67ZM114 180H119V183H120V179H119V177H118V179H117V177H112ZM112 178H110L109 177V179H111L112 181H108V183H111V182H113L114 180L112 179ZM141 178V179H142ZM43 179V178H42ZM45 179H47L48 180V178H46L45 177ZM44 179V180H45ZM52 180H53V178H51ZM109 179H105V180H109ZM123 179V178H122ZM133 179V178H132ZM131 179V180H132ZM137 179V180H136ZM141 179H139V182L141 181ZM150 179V178H149ZM26 180V179H25ZM44 180H42L43 182H44ZM47 180H46V182H47ZM145 180V181H146ZM151 180H152V178H151ZM151 180L149 181V182H151ZM36 181H38V180H36ZM68 181H70L69 179H66L64 182H65V184L67 185V186H69L66 182H68ZM73 180H71L70 181V183L72 182ZM76 181V180H75ZM141 181V182H142ZM144 181V182H145ZM153 181V180H152ZM232 181H234L233 179H232ZM232 181H231V183H229L228 184V187L224 190L225 192L224 193H226V192H228L229 194L230 193H232V197H231V200L233 201V202H230V203H228V205L226 204V207H229V209L232 211V209H233V212L235 213V215H232L233 216V218L234 219H231V220H233V221H230V220H228V223H229V225H230V223L231 222H233L232 224H234L233 226L234 227H232L231 228V239H232V241L233 242H235L239 247H240V249L242 250V252H240V255L243 257L244 256V260L242 261L243 263L245 262V260H247L248 262V264H251L253 261H257V262H254V263H259L260 264V261H259V259L260 260H264V251L263 252H261V251H259L260 249L259 248H257L258 250H255L254 248H252V245H256V246H258V247H260V245H264V242H263V244H262V242H260V241H264V189H261L260 190V188L259 189H256V187L254 186V187H249V186H247V185H242L240 182H238V181H236V179H235V182H233L232 183ZM10 182H11V180H10ZM10 182H8V184L10 183ZM42 182V183H43ZM63 182V180L60 182V183H62ZM63 182V183H64ZM107 182V181H106ZM115 182V181H114ZM209 182H211V181H209ZM38 183V182H37ZM117 183V182H116ZM118 183V184H119ZM0 184H2V183H0ZM31 184V183H30ZM46 184V183H45ZM44 184V185H45ZM122 184V183H121ZM141 184H143V183H138V186L136 187V189L134 190V191H136L137 189H138V191L137 192H139V191H143V190H145V189H147V188H145L144 187V185L142 186ZM145 184V183H144ZM208 184V183H207ZM24 185H26V183L24 184ZM47 185V184H46ZM45 185V186H46ZM101 185V184H100ZM100 185H98V187L100 186ZM111 185H112V183H111ZM140 185V186H139ZM152 185V186H151ZM151 185H149V187H152L153 188V182H151ZM212 185V184H211ZM211 185H210V187H211ZM220 185V184H219ZM39 186V185H38ZM40 186H42L41 184H40ZM89 186V185H88ZM114 186H116V184L114 185H112V187H114ZM142 186V187H141ZM147 186V185H146ZM196 186V185H195ZM198 186V185H197ZM202 186V189H201V187H200V185L198 186V187H200V188H198L197 190L199 191L200 189L201 190H203L204 188H206V187H209L208 185L206 186V187H203V185H201ZM37 187V186H36ZM49 187V186H48ZM47 187V188H48ZM73 187V186H72ZM75 187V186H74ZM98 187H96V188H98ZM107 187H109L108 185H107ZM119 188H120V186H118ZM139 187V188H138ZM140 187H141V189H140ZM148 187V186H147ZM192 187L193 186H191V189H192ZM39 187H37V188H34V189H32V190H35V189H38ZM43 189L45 188L44 186L42 187ZM69 188V187H68ZM102 188V187H101ZM194 188V187H193ZM242 188V189H241ZM25 189H27L26 188V186H25ZM75 189V188H74ZM88 189H90V188H88ZM110 189V188H109ZM140 189V190H139ZM208 189V188H207ZM41 190V189H40ZM76 190V189H75ZM92 190V189H91ZM97 190H99V189H97ZM97 190H96V194H97ZM101 190V189H100ZM115 190L116 191H118L116 188H115ZM114 190V192H116ZM121 190V189H120ZM119 190V191H120ZM128 190H130V191H132V189L131 188H129ZM151 190V189H150ZM150 190H149V188L147 189V191H149L150 192ZM219 190H222V189H219ZM219 190H218V192H219ZM27 191H29V189L27 190ZM65 191V192H66ZM71 191H73V189L71 190ZM83 191V190H82ZM86 191V190H85ZM84 191V192H85ZM93 191L95 192V190H94V188H93V190H92V192H88V193H93ZM104 191V190H103ZM105 191H106V193H109V192H111V191H109V190H106L105 189ZM104 191V192H105ZM108 191V192H107ZM126 191H127V189H126ZM128 192L129 194L131 193V192ZM153 192L152 193H154V192H158V191H154V190H152ZM193 191H195L194 189H193ZM192 191V192H193ZM197 191V194L199 195L200 193H202V191L199 193ZM31 192V191H30ZM70 192V191H69ZM78 192L80 193V191L78 190ZM103 192V193H104ZM113 192V191H112ZM122 192V191H121ZM121 192H116V193H113V195H117V193L118 194H120ZM125 192V191H124ZM175 192H177L178 194H179V190L178 191H175ZM175 192H174V196H176V194H175ZM204 192V191H203ZM222 192V191H221ZM220 192V193H221ZM49 193V192H48ZM52 193V192H51ZM88 193H87V195H86V197L84 198V199H82L81 198V200H80V205L84 208V210L85 211H90V209H91V204H92V202H91V198H99L98 200H96L95 202H97L98 201V203H99V205H102L103 203L105 204L104 206L106 207L107 206V204L108 203H114V202H116L117 200H114L113 198H110V197H112V196H108L110 199H113L114 200V202H113V200H111L110 201V199L108 200V198L105 196V193H104V196L102 195V193L100 194L101 196H99L98 194H99V192H98V194L97 195H95V194H93V195H95V196H99V197H95V196H89L88 195ZM128 193H125V194H127L128 195ZM139 193H141V192H139ZM143 193H145V191H143ZM151 193V192H150ZM150 193H149V196H150ZM189 193V192H188ZM194 193V192H193ZM193 193H190V194H193ZM220 193H219V195H220ZM32 194V193H31ZM44 194V193H43ZM43 194L40 196L41 197V199L43 198ZM53 194V193H52ZM78 194V193H77ZM110 194V193H109ZM123 194V193H122ZM124 194V195H125ZM137 194V196H138V193H136ZM147 194L148 193H146V196H145V194H143L145 197H142V198H146V201H147ZM155 195L156 194H159L160 195V193H154ZM177 194V195H178ZM195 194H196V192H195ZM74 195V194H73ZM79 195V194H78ZM80 195H81V193H80ZM131 195V196H130ZM129 196L130 197H132V198H134L135 200H134V202L136 203V197H134L133 195H132V193L130 194ZM140 195H142V194H140ZM142 195V196H143ZM151 195H153V194H151ZM159 195H157V196H159ZM181 195V194H180ZM179 195V196H180ZM27 196V195H26ZM37 196H39V194L37 193V195H36V197ZM154 196V195H153ZM152 196V197H153ZM157 196H155V197H157ZM178 196V198H179V200L178 201H180V199H182L181 197H179ZM185 195L183 194V200H185V199H187V196L186 197H184ZM189 196L190 195H188V200H185L184 201V203H186V205H187V203L189 204V202H186V201H190L192 198H194V196L192 195V197L189 199ZM33 196H31V198H32ZM34 197H35V195H34ZM33 197V198H34ZM77 196H75V197H71L70 198V203H68L67 201V203H66V205H70L71 203L72 204H74L73 202H71V201H74V199L76 198ZM79 197V196H78ZM81 197V196H80ZM107 198V200L108 201H110V202H108V201H106V198ZM125 197H126V195H125ZM152 197H150V199H149V201H147V203L146 204H148L147 206H145V207H147L148 208V210H147V208L145 209V207H144V209H145V211L146 212H148V216H149V218H148V216H147V218H145L144 217V219L141 217L140 218V220L138 221V223H133L132 221H131V217L129 218L128 216H125V215H127V212H125V211H127V210H125L124 212H125V215H124V213L119 209V215L117 214V215H114V216H119V217H115L116 219V224L114 225L113 223H112V221L110 222L109 220L111 219V218H109V220L108 219H104L103 217V219L102 218H100L101 216L99 215V218H100V220H98L97 222H99V221H101L102 223L100 224V222H99V224H98V226L97 227H95L96 226V224H95V228L92 230V231H90L89 233H93L94 234V237L95 238H98V241H99V243H100V245H101V249H100V252L101 253H103V254H101L100 253V255H102V256H104V253L106 254V251L107 250H109V249H112L111 251H113L112 253H124V254H134V255H136V253H138V252H136V251H138L137 249H141V250H144V249H146V251H147V253H146V257H145V259H144V262L143 263H141V264H169L168 263V261H169V257L171 256L170 255V253L168 254V251H167V249H166V242H164L163 240L165 239L164 237L166 236V234H168L169 233V231H173V230H175L176 231V229L179 231V232H181V234H182V232H183V230H187L188 229V231H189V228H190V230L191 229H193V228H195V227H198L200 230H198V231H201V233H202V235L198 232V235L200 234L201 236H199V237H203V236H205V241L204 242H207V243H214V244H212L211 245V247L210 246H205L206 248H208L207 250L209 251V247L211 248L210 249V251H209V253H210V255L211 256H209L208 254H203V252H202V254H203V256H201L202 257V259H203V257H204V255H207L208 256V260H210L212 257L214 258V263L216 264V263H220V257H219V254L221 255V257H223V256H226V255H224L225 253H224V250H226L225 248H224V246L225 245H222V244H220V242H222L223 240L222 239H224L225 237V235H227V233H226V228L228 227V225H227V220L225 221L226 223H222V222H220L221 220H220V218H222V217H224L225 215H220V218H218L219 216H217L218 214V211L221 213V211H220V208L219 207H221V206H217V203L218 204H222V203H220L221 201H219V202H217L218 201V199H217V201L215 200L214 201V199H212V198H207V197H209V196H207V195H204V197L206 198V199H204V201H202V202H200L199 203V200L197 201V199L199 198L200 199V195H199V197L196 199L195 198V202L194 201H191L190 203H191V206L193 207V205L194 204H197L196 205V211L194 210H192V212H191V209H192V207L190 208V207H188V206H190V205H188V206H185V205H183L182 203H178L177 201L175 202V200H176V198L177 197H175L174 198V201H173V203L172 202H170V203H161L160 202V200L162 201V200H164V197H162L161 196V199L159 200V198H160V196L158 197V198H156L157 200H159V201H156V199L154 200V199H151ZM30 198V196L28 197V199ZM31 198H30V200H31ZM38 198V197H37ZM117 198H118V196H117ZM121 198H123L124 199V197L121 195ZM129 198V197H128ZM163 198V199H162ZM173 199V197H168V199ZM203 198V197H202ZM240 198V201H241V205H239L240 203H237L238 201H237V199H239ZM241 198H243L242 200H241ZM44 199V198H43ZM77 199V198H76ZM75 199V200H76ZM78 199H80V198H78ZM77 199V200H78ZM120 199V198H119ZM118 199V200H119ZM123 199L122 200H119V201H122V204L123 203H125L124 205H127L128 203H127V201L130 199H127V197H126V199H127V201L125 202V201H123ZM165 199H166V197H165ZM171 199V200H172ZM219 199H221V198H219ZM33 200V199H32ZM31 200V201H32ZM38 200H40V198H38L37 199V201ZM48 200V201H49ZM52 200V201H51ZM194 200V199H193ZM222 200H223V196H222ZM106 201V202H105ZM132 201V200H131ZM139 202H141L142 203V201H140V200H138ZM145 201V202H146ZM168 201H170V200H168ZM224 201V200H223ZM227 201V200H226ZM34 202H36V200L34 201ZM65 202V201H64ZM94 202V201H93ZM108 202V203H107ZM138 202V203H139ZM145 202H143L144 204H145ZM180 202H182V200L180 201ZM194 204H193V203ZM63 203V202H62ZM78 203V204H79ZM121 203V202H120ZM28 204H30V203H28ZM115 204H117L118 205V203L116 202ZM131 204H133V203H131ZM130 204V205H131ZM143 204V205H144ZM193 204V205H192ZM114 205V204H113ZM116 205V206H117ZM141 205V204H140ZM143 205H142V207H143ZM225 205V204H224ZM60 206L62 207V204L60 203ZM111 207H108L107 209L109 210V211H112V210H110L111 208H113L112 207V205H110ZM122 206V205H121ZM133 206H135V205H133ZM138 206L139 205H136V207L138 208ZM195 206V205H194ZM115 207V206H114ZM119 207H120V205H119ZM119 207H117V208H119ZM128 207H130V206H128ZM127 207V208H128ZM141 207V208H142ZM226 207H224V209L226 208ZM82 208V209H83ZM117 208L115 207V209L117 210ZM222 208V207H221ZM114 209V208H113ZM121 209H123V208H121ZM136 209V208H135ZM140 209V208H139ZM139 209H136L135 211H136V213L137 214H139V212H140V210ZM228 209V211H230ZM106 210V209H105ZM105 210H102L101 209V212L102 211H105ZM130 210H132V208L130 209ZM134 210V209H133ZM132 210V212H133V214L135 213L134 211ZM142 210V209H141ZM221 210H223V208L221 209ZM108 211V212H109ZM114 211V210H113ZM142 211H144V210H142ZM228 211H226V212H228ZM116 213H117V211H115ZM223 213H224V211H222ZM109 213H112V212H109ZM129 213V215H133V214H130V212H128ZM142 213V212H141ZM196 213V214H195ZM103 214V213H102ZM101 214V215H102ZM114 214V213H113ZM112 214V215H113ZM233 214V213H232ZM249 214V215H248ZM104 215V214H103ZM111 215V216H112ZM145 215V214H144ZM143 215V216H144ZM110 216V215H109ZM108 216V217H109ZM114 216H113V218H114ZM134 216H136L135 214H134ZM134 216L132 217V218H134ZM106 217H107V214H106ZM107 217V218H108ZM225 218V217H224ZM236 218H238L237 219V221L235 220ZM145 219H147V220H145ZM217 219H219V220H217ZM104 220V221H103ZM112 220V219H111ZM114 220V221H115ZM135 222H137L136 220H134ZM196 224V225H193L194 223ZM224 221V220H223ZM230 221V222H229ZM188 222L190 223V224H188ZM223 224V226L226 224L227 225V227L226 228H224L225 229V231H224V233L222 232L223 230H222V225H220V224ZM180 224L181 225H183L182 227H180ZM191 225L192 226V228H191V226L189 227V228H186L187 227V225ZM179 225V226H178ZM225 225V226H226ZM126 226V227H125ZM180 227V228H178V227ZM222 226V227H221ZM224 226V227H225ZM122 227L123 228H126L127 229V231H130V233L129 234H134L135 235V239H136V241L134 242L133 240H131L130 238H123L124 236H122V233H120L121 231H122ZM174 227H176V228H174ZM156 228H158L159 229V232H158V235H157V230H156ZM230 228V227H229ZM181 229V230H180ZM228 229V228H227ZM229 230V229H228ZM126 231V232H127ZM174 231V232H175ZM178 231H176V232H178ZM125 232V233H126ZM194 232V231H193ZM192 232V230L190 231V233H193ZM120 233V234H119ZM128 233V232H127ZM171 233V232H170ZM184 233H186V232H184ZM183 233V234H184ZM190 233H188V234H190ZM194 233H196V232H194ZM172 234H176V233H172ZM127 235V234H126ZM156 235H157V237H156ZM180 235V234H179ZM224 235V236H223ZM229 235V234H228ZM183 236V235H182ZM223 236V237H222ZM230 236V235H229ZM127 237V236H126ZM156 237V238H155ZM166 237H170V234H169V236H166ZM172 238L173 237H175V236H171ZM170 237V238H171ZM133 239H134V237H132ZM169 238V240H171ZM176 238H178V237H176ZM184 238V237H183ZM195 238H198L197 237V235H196V237ZM229 238V237H228ZM227 238H225L224 240H226ZM23 240V239H22ZM167 240V239H166ZM168 240V241H169ZM182 239H180V241H181ZM188 240V239H187ZM191 241H192V239H190ZM189 240V241H190ZM194 240V239H193ZM133 241V242H132ZM186 241V240H185ZM21 242H23V241H21ZM174 242V241H173ZM202 242H203V240H202ZM201 242V244H199V245H203L204 243H202ZM228 242H230V241H227V243ZM147 243H149V244H147ZM177 243V242H176ZM175 243V244H176ZM183 243V242H182ZM186 244H187V242H185ZM231 243V242H230ZM169 244H171V243H169ZM226 244V243H225ZM182 245V244H181ZM188 245V244H187ZM187 245H185V246H180L179 247V249H178V251L175 253L176 254V256H174L173 254H174V251H173V253H171L172 254V256H174V258L175 257H177V255L178 256H180L181 257V261H182V263H184V264H195L194 262H196L197 261V263L198 264H200L199 262H200V260L198 259L199 258V251L201 252V250L200 249H202V248H200V246L198 245L197 247H198V253L196 252V251H191V249H190V247L189 248H186V247H188ZM237 245H235V246H237ZM136 247V249H135V247ZM173 246V245H172ZM176 246H178V244L176 245ZM231 246H232V243H231ZM202 247V246H201ZM204 247V249H206ZM226 247V246H225ZM227 247H228V244H227ZM251 247V248H250ZM33 248H36V246L35 247H33ZM167 248H168V246H167ZM176 248V247H175ZM175 248H173V249H175ZM200 248V249H199ZM219 248H221L220 250H218L217 252H220V253H216V250L217 249H219ZM229 248H230V246H229ZM263 248V247H262ZM28 249V248H27ZM37 249V248H36ZM171 249H172V247H171ZM195 249V248H194ZM197 249V248H196ZM232 249L234 250V251H232V253L234 254V253H236L235 251H236V249L235 248H233V246H232ZM231 249V250H232ZM140 250V251H141ZM207 250H205V251H207ZM228 250H230V249H227V251ZM139 251V253H141L142 254V252H140ZM207 251V252H208ZM258 252V255H257V252ZM108 252V251H107ZM171 252V251H170ZM2 253H4V252H2ZM22 253V262H23V264H54L53 262H52V260H50L49 258H48V256H46V255H44V254H42L39 250H37V251H32L31 252V254H29L30 252H28V251H26V252H21ZM111 253V254H112ZM226 253H228V252H226ZM229 253H231V252H229ZM231 253V254H232ZM260 253V254H259ZM27 254H29L30 256H31V258H29V260H28V258H27V256H25V255H27ZM108 254V253H107ZM106 254V255H107ZM201 254V255H202ZM232 254V256L234 257V255H236V254H234L233 255ZM243 254V255H242ZM261 254H263V259H262V257H260L259 258V255H261ZM106 255H105V257H106ZM133 255V256H134ZM229 254H227V256H228ZM251 255H252V257H251ZM254 255V256H253ZM102 256L100 257L101 259H102ZM112 256V255H111ZM110 255H109V257H108V255H107V257H108V259L111 257ZM121 256V255H120ZM125 256V255H124ZM137 256V255H136ZM172 256H171V258H172ZM207 256L206 257H204V258H207ZM231 256V255H230ZM229 256V257H230ZM240 256V257H241ZM262 256V255H261ZM107 257L106 258H104V261H105V259H107ZM114 257V256H113ZM140 257H141V255H140ZM200 257V258H201ZM211 257V258H210ZM115 259H116V256L114 257ZM128 258V257H127ZM131 258V257H130ZM139 258V257H138ZM210 258V259H209ZM111 260H112V257L110 258ZM109 259V260H110ZM115 259H113V260H115ZM118 260L120 259V257H118L117 258ZM116 259V260H117ZM125 259H126V257H125ZM132 259V258H131ZM140 259H142V258H140ZM226 259H227V257H226ZM225 259V260H226ZM231 259V258H230ZM229 259V260H230ZM31 260V261H30ZM103 260V259H102ZM117 260V261H118ZM130 260V259H129ZM128 260V261H129ZM134 260H135V258H134ZM171 260V259H170ZM205 260V259H204ZM211 260H213V259H211ZM225 260H223V261H225ZM238 260V259H237ZM242 260V259H241ZM240 260V261H241ZM126 261V260H125ZM128 261H127V263H128ZM132 262H134L133 261V259L131 260ZM135 261H138V260H135ZM141 261V260H140ZM143 261V260H142ZM171 261H173V260H171ZM178 261V260H177ZM202 261V260H201ZM207 261V260H206ZM222 261V260H221ZM227 261H228V259H227ZM118 262H120V260L118 261ZM124 262V261H123ZM131 262V263H132ZM179 263H180V261H178ZM229 262V261H228ZM232 262V261H231ZM231 262H229V263H231ZM262 262V261H261ZM7 263V262H6ZM101 263H103L102 261H101ZM108 263V262H107ZM112 263V262H111ZM114 263V262H113ZM126 263V264H127ZM130 263V262H129ZM171 263V262H170ZM196 263V264H197ZM203 263V262H202ZM208 264H211V263H213V262H207ZM206 263V264H207ZM213 263V264H214ZM243 263H241V264H243ZM104 264H105V262H104ZM115 264V263H114ZM120 264V263H119ZM132 264H134V263H132ZM222 264H225V262L224 263H222ZM234 264V263H233ZM235 264H236V262H235ZM238 264V263H237ZM240 264V263H239Z\"/></svg>",
	"mask_w": 264,
	"mask_h": 264
}]
</instances>
